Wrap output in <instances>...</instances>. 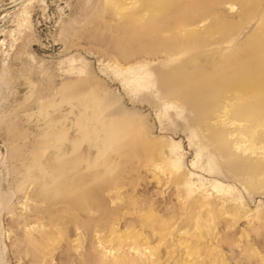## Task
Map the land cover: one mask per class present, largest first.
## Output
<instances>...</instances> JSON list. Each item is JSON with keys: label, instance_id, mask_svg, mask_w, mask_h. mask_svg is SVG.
I'll return each instance as SVG.
<instances>
[{"label": "rangeland", "instance_id": "374dc122", "mask_svg": "<svg viewBox=\"0 0 264 264\" xmlns=\"http://www.w3.org/2000/svg\"><path fill=\"white\" fill-rule=\"evenodd\" d=\"M198 2L182 30L106 0H0V264H264V176L217 161L158 90L198 96L264 55V0Z\"/></svg>", "mask_w": 264, "mask_h": 264}, {"label": "bare ground", "instance_id": "6f19581e", "mask_svg": "<svg viewBox=\"0 0 264 264\" xmlns=\"http://www.w3.org/2000/svg\"><path fill=\"white\" fill-rule=\"evenodd\" d=\"M196 1L129 0L127 2V0H106V6L113 9V11L118 13L121 17H143L142 19L140 18L141 21L138 25L146 24L155 28L163 19L169 16L170 19L167 18L168 22L183 30V27L188 25L185 21L189 20L183 16H191L193 14L189 13L190 11L201 8L200 3H196ZM199 12L197 11L196 13L199 14ZM200 20L201 19H199V21ZM183 34L185 35V33ZM195 38L197 39V37ZM179 44L182 45L179 48L180 50L174 52L176 55L183 54L184 50L189 46L183 44V42ZM263 60L264 55L251 53L243 58L241 57V59H237V62L235 61L234 63L235 65L230 64L234 67V70L232 72L230 71V73L225 74L219 71H212V74H215L213 80L207 81L202 85V88L205 90L201 89L202 92H200L198 96L194 93L193 96L190 95L186 97L182 93L176 92L172 87L166 85H159L158 87V90L165 94L166 97L177 98L178 101H182L181 104L184 106L183 108L187 109L189 113H192L193 116L190 121L196 126L200 139L211 146L210 150L217 155V161H222L228 166L235 164L249 171H258L262 176H264V159L259 155H264V68L261 67ZM177 61L181 62L183 58H178ZM190 65H196L197 68L187 69L189 71H204V69L199 66V63L195 61ZM213 66L215 67L216 65ZM219 67L223 66L219 65ZM203 96L206 97L207 101H204L205 99ZM231 125H233L232 130L228 131ZM103 132L105 131L102 129L99 131L101 135ZM236 138H238V140L235 143V150L239 149V153H236L231 148ZM89 160L91 164L93 157ZM154 168L159 169L160 167L155 164ZM188 199L189 198H187L186 202ZM192 207L199 209L200 205L195 201V206ZM190 211L192 212L191 209ZM39 231L40 227L37 226L36 232ZM40 232L42 233V231ZM40 232L37 234L38 236L41 234ZM37 235L35 234V236ZM35 236L34 234L27 236L29 237V242L31 240L29 243L30 245L37 239ZM37 243L36 241V244ZM129 247L136 249V243L130 244L128 248ZM118 264L138 263L132 259L126 261L122 258L119 259Z\"/></svg>", "mask_w": 264, "mask_h": 264}]
</instances>
